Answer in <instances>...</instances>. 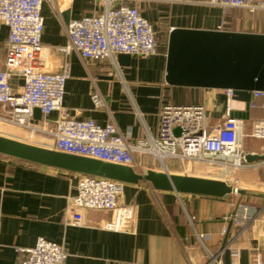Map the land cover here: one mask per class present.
Wrapping results in <instances>:
<instances>
[{
    "label": "crops",
    "instance_id": "crops-1",
    "mask_svg": "<svg viewBox=\"0 0 264 264\" xmlns=\"http://www.w3.org/2000/svg\"><path fill=\"white\" fill-rule=\"evenodd\" d=\"M210 1H124L137 7L153 25L159 44L157 53L147 58L130 57L128 66L121 63L119 55L112 61L86 63L75 53L70 54V78L63 102L70 115L78 120L92 119L100 126L113 121L121 132L130 130L134 141H145L156 136L157 114L162 103L204 105L210 126L223 122L233 112H246L247 119L241 120L246 136L242 139L243 151L246 155H264V140L248 137L253 123L264 120L263 99H255V107L246 111L247 103L253 98L244 94L241 101H233L227 110L226 97L219 90L172 87L164 81L167 39L174 28L217 31L226 21L230 32L264 34V14L246 20L240 12L230 10L226 18L222 9ZM117 5L119 2L112 6ZM104 9L105 2L101 0L46 1L41 12L44 48L54 49L67 43L64 27L68 21L100 14ZM7 39L8 28L0 24V70ZM48 59L51 71L57 72L59 58L50 55ZM94 89L102 96L104 107L93 106ZM56 117L53 113L49 119ZM29 138L37 140L34 135ZM48 144L52 149V142ZM79 152L78 155L87 154ZM91 158L130 166L138 173L166 172L153 157L139 153L133 154L130 160L118 154L106 159ZM249 164V169L233 173L234 179L243 185L239 188L264 192V161ZM176 165L173 161L167 162L166 173L177 174ZM77 175L0 155V264H16L22 256L17 250L32 248L40 238L64 244L65 264H207L205 249L218 253L228 240L221 234L222 230L226 228L230 236L238 228L231 221V214L240 204L253 206L260 214L225 250V263L231 264L234 251L238 252L234 264H252L255 253L264 261V199L234 194L223 198L178 195L156 191L145 182L125 184L122 202L137 207L132 232L99 228L98 225L110 218V214L103 212H84L86 226H65L66 198L75 194Z\"/></svg>",
    "mask_w": 264,
    "mask_h": 264
},
{
    "label": "built area",
    "instance_id": "built-area-1",
    "mask_svg": "<svg viewBox=\"0 0 264 264\" xmlns=\"http://www.w3.org/2000/svg\"><path fill=\"white\" fill-rule=\"evenodd\" d=\"M46 1L52 0H0V24L8 28L5 58L0 70V123L51 138L52 144L58 147L69 144L93 157L101 156L99 150L120 153L129 160L135 153L150 156L163 164L166 172L165 165L169 161L177 163L182 170L195 164L232 173L251 167L242 147V139L246 137L243 122L226 117L223 122L210 126L204 105L162 103L157 114L156 136L145 141H134L130 130L121 132L113 121L100 126L92 119L78 120L71 116L63 105L66 83L70 78V54L75 53L86 63L112 61L117 55L147 58L157 53L159 44L153 25L137 7L124 4L126 0H101L105 2V9L100 14L68 21L64 27L67 43L46 49L42 44L44 18L41 13ZM116 2L119 5L113 7ZM210 4L222 9L226 18L230 10L240 12L246 20L264 14V0H211ZM227 25L223 21L218 30L230 32ZM50 55L60 60L57 72L50 69ZM221 92L226 97L227 110H230L235 95L231 90ZM252 98L250 108L255 107V99L264 100V92H253ZM91 101L95 108L105 105L95 89ZM36 109L41 116L38 121L34 118ZM53 113L57 117L50 120ZM175 130H179L178 134ZM248 137L264 140V120L253 123ZM227 179L226 183L237 184L234 177ZM124 188L125 184L121 182L78 174L75 194L66 198L65 226H86L84 212H103L110 214V218L98 225L99 228L132 232L137 207L122 202ZM259 214L260 211L253 206L238 205L231 217L238 228L230 236L226 228L222 230L221 234L228 240L218 253L213 254L204 248L207 264H226L225 250L256 221ZM188 221L192 220L188 217ZM198 240L201 243V239ZM17 252L22 256L16 264H65L67 258L64 244L43 238L38 239L32 248L18 249ZM231 254L234 257L231 264H234L238 252ZM252 264H264L260 254L253 255Z\"/></svg>",
    "mask_w": 264,
    "mask_h": 264
},
{
    "label": "water",
    "instance_id": "water-1",
    "mask_svg": "<svg viewBox=\"0 0 264 264\" xmlns=\"http://www.w3.org/2000/svg\"><path fill=\"white\" fill-rule=\"evenodd\" d=\"M118 59L128 66L130 56ZM164 81L180 88L231 90L235 100L244 94L264 92V34L208 31L187 28L170 30L166 46ZM249 103L246 105V111ZM232 118L246 120L247 114L233 112ZM40 120L39 110H34ZM179 130H175L178 134ZM0 155L23 162L79 175L99 177L124 184H149L154 190L209 198L227 195L264 199V192L237 188L211 178L146 170L74 153L50 150L0 137ZM246 161H264V155H246ZM235 212L231 214L233 217Z\"/></svg>",
    "mask_w": 264,
    "mask_h": 264
},
{
    "label": "rangeland",
    "instance_id": "rangeland-1",
    "mask_svg": "<svg viewBox=\"0 0 264 264\" xmlns=\"http://www.w3.org/2000/svg\"><path fill=\"white\" fill-rule=\"evenodd\" d=\"M32 134H34V138L36 137L37 140H35L33 138H29V135H32ZM0 136L1 137H8V139L14 138V140L16 139L17 141H20V142H23L26 144L36 145L38 147H43V148L52 150L51 146L48 144V141H52L51 138H48V137L43 136L41 134L38 135V134H35L32 132L30 133V132H27L23 129L14 127V126H8L6 124L0 123ZM70 147H73V146H71V145L69 146V144H67V145L64 144V146L61 149H58L57 151L66 152V153L70 152L71 153L73 149H71ZM82 148H84V147H82ZM77 149H80V148L78 147ZM76 151H78V150H76ZM74 153H77V152H74ZM81 155L82 156H90L89 154H81ZM175 172H177L178 175H188V176H196V177L211 178V179H219L222 177L221 175H218L217 172H212L206 166L199 165V164L192 165L191 167H189L186 170H182L178 165H176ZM227 173L230 176L229 178H232V174H231L232 172L227 171ZM233 176H235V175H233ZM227 178L228 177L224 176V180ZM227 181H229V180H227ZM234 187L239 188V187H243V185L237 183V184H234ZM255 191H257V190H255Z\"/></svg>",
    "mask_w": 264,
    "mask_h": 264
},
{
    "label": "bare ground",
    "instance_id": "bare-ground-1",
    "mask_svg": "<svg viewBox=\"0 0 264 264\" xmlns=\"http://www.w3.org/2000/svg\"><path fill=\"white\" fill-rule=\"evenodd\" d=\"M31 133V132H30ZM35 134H38V133H35ZM32 135H34V134H32ZM39 135V134H38ZM1 137V136H0ZM4 138H7V137H4ZM14 140V139H13ZM17 141V140H16ZM34 146H36V145H34ZM61 146H64V145H59V147L58 146H56V145H52V150H58L59 148H61ZM43 148V147H42ZM71 148V147H70ZM71 149H73L72 151L73 152H79V151H76V149L75 148H71ZM100 155H101V157H112L113 156V154H110L109 152H107V151H105V150H99V151H97ZM80 153V152H79ZM116 154H118V155H121L120 153H116ZM163 166V164H161V167ZM165 167H166V165H165ZM213 169H215L216 170V172L218 173V175H221L222 177H221V179L222 180H220V181H224V176L225 177H230L229 176V174L227 173V170L226 169H220V168H216V167H214ZM232 174V177H233V173H231Z\"/></svg>",
    "mask_w": 264,
    "mask_h": 264
}]
</instances>
